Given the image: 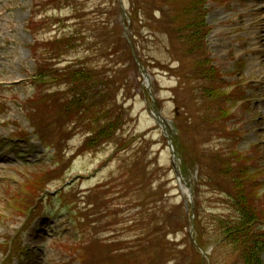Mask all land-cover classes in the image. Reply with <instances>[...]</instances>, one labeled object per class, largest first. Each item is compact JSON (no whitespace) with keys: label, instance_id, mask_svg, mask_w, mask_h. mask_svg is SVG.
Here are the masks:
<instances>
[{"label":"rangeland","instance_id":"374dc122","mask_svg":"<svg viewBox=\"0 0 264 264\" xmlns=\"http://www.w3.org/2000/svg\"><path fill=\"white\" fill-rule=\"evenodd\" d=\"M51 1L0 0V104L8 110L0 118V138L7 140L15 126L28 129L31 115L61 149L54 161L48 155L55 151L44 157L35 142L21 144L22 160L5 155L9 147L0 149V243L21 228L22 200L38 195L37 183L55 194L73 182L67 194L77 216L87 217L86 241L92 244L74 247L75 226L55 200L24 234V264H78L69 251L85 264H246L247 248L225 240L216 223L236 217L231 199L246 192L235 185L243 167L254 182L247 193L257 191L256 209L264 214V0H211L212 58L202 40L189 53L180 50L141 17L143 24L128 31L146 65L140 70L129 57L119 0ZM131 2L124 0L127 15ZM68 39L72 47L59 46ZM211 64L219 78L214 83L198 75ZM58 67L92 70L112 82L121 74L115 86L94 80L91 91L106 116L123 124L111 142L82 147L91 134L81 124L82 112L68 109L80 91L69 94L67 82L51 80ZM55 101L63 107L58 110ZM153 106L171 126L191 200L180 189ZM133 137L126 151L115 154ZM91 204L93 216L86 212ZM258 241H264L261 235ZM261 258L264 264V253Z\"/></svg>","mask_w":264,"mask_h":264},{"label":"trees","instance_id":"16d2710c","mask_svg":"<svg viewBox=\"0 0 264 264\" xmlns=\"http://www.w3.org/2000/svg\"><path fill=\"white\" fill-rule=\"evenodd\" d=\"M61 1L64 3L70 0ZM51 2L55 4L56 0H52ZM209 2L210 0H132L129 13L134 25L143 24V20L140 21L141 17H143L145 25L148 23H155L154 26L159 28V33L166 35L167 38L169 37V42H173L175 45L179 46L180 50L182 48L189 53L191 48L196 46L197 41L202 40L204 42V47L208 51L206 39L210 29L206 24V17L209 12ZM157 13L160 15L159 19H155ZM62 45L72 47L70 39L61 40L59 46L62 47ZM135 48L137 50L136 44ZM52 50L55 51L53 46ZM102 52H107L105 45L103 46ZM129 55V57L132 58L131 52ZM138 56L140 62L145 66L139 53ZM133 67L137 70L135 63H133ZM215 73V68L212 64L211 67L205 69L198 68L199 77L204 80L208 79L213 83L216 82L215 80H219ZM118 75L121 76V74L116 73L112 79L113 82L107 81L106 77H101L98 73L92 72V70L79 67L74 69L68 67L66 70L55 68L50 74L51 80H56V82L62 80L63 83L67 82V84H69V94L73 93L76 88L78 90L75 92L80 91L79 95L81 99H73V108L68 109H70L69 112L75 110H77L79 114L82 112L80 116L84 122L82 121L81 124L87 125L86 130H89L90 134H94L86 141L85 144H87V146H97L107 142V140H112L117 134V131L122 128V124H115L117 121L114 122L109 115L106 116V111H104V109L98 107L100 102H95L94 99L97 98V96L95 97L91 92L93 89L92 86L95 84L94 80H100V83H105L108 86L112 84L115 86L117 79L120 80ZM95 77H98V79ZM69 82L72 83V85ZM104 98L105 97H103V99ZM56 104L57 102L55 101V105L53 104V106L57 107L58 105ZM66 105L67 104H65V106ZM62 107L63 106H59L57 108L59 110ZM54 110H56V108H54ZM61 117L66 120V123L69 121L73 123L74 121L71 118L66 119L67 116L61 115ZM36 125L39 134L41 133V129L39 130V124L36 123ZM251 180L252 179H250L246 173L244 174V169L242 168L241 175L237 178V181H235V185H244L246 192H241V195L236 196L235 200L231 199L236 217L234 220L217 221V224L221 226V235H223L225 240L231 241V243L236 244V246L247 248L243 253L244 263L261 264L260 256L264 250V241H258L259 235L262 237L263 234L261 230L258 229V225L263 222L261 218L264 214L256 209V205L260 203L257 201L258 196L257 193H255L257 191L251 194L247 193L246 185L252 188L251 183H254ZM93 210L94 209H92V212Z\"/></svg>","mask_w":264,"mask_h":264},{"label":"bare ground","instance_id":"6f19581e","mask_svg":"<svg viewBox=\"0 0 264 264\" xmlns=\"http://www.w3.org/2000/svg\"><path fill=\"white\" fill-rule=\"evenodd\" d=\"M185 189V188H184ZM186 190V189H185Z\"/></svg>","mask_w":264,"mask_h":264},{"label":"water","instance_id":"95a60500","mask_svg":"<svg viewBox=\"0 0 264 264\" xmlns=\"http://www.w3.org/2000/svg\"><path fill=\"white\" fill-rule=\"evenodd\" d=\"M136 59V58H135Z\"/></svg>","mask_w":264,"mask_h":264}]
</instances>
